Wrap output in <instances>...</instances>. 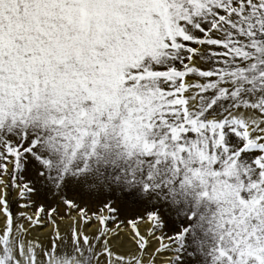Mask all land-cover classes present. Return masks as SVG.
I'll return each instance as SVG.
<instances>
[{
	"label": "snow or ice",
	"instance_id": "snow-or-ice-1",
	"mask_svg": "<svg viewBox=\"0 0 264 264\" xmlns=\"http://www.w3.org/2000/svg\"><path fill=\"white\" fill-rule=\"evenodd\" d=\"M0 216V264H264V0H0Z\"/></svg>",
	"mask_w": 264,
	"mask_h": 264
},
{
	"label": "rangeland",
	"instance_id": "rangeland-1",
	"mask_svg": "<svg viewBox=\"0 0 264 264\" xmlns=\"http://www.w3.org/2000/svg\"><path fill=\"white\" fill-rule=\"evenodd\" d=\"M10 167H11V166H10ZM12 210H13V212H16V211L18 210L17 207H16V205H13ZM61 212H63V208H62V206H61ZM66 221L68 222V218H67V217H65V219H64V222H66ZM61 227H62V225H61ZM90 227H92V228L95 227V222H93V224H92ZM141 227H143V225H141ZM40 230H41V229H40ZM44 230H45V229H44ZM127 231H128V229L125 228V233H127ZM165 231H168V234H171V232H170L169 230L166 229ZM114 243H115V242H114ZM130 245H131V244L128 242V240H127V241L124 240V242H123V246L120 247V250H121V251L126 250L127 248L131 247ZM157 245H158V244L156 243L155 246H157ZM125 246H127V247H125ZM166 258H167V254L161 258L162 262H163V260L166 259ZM160 262H161V261L158 260L157 264H161ZM162 264H163V263H162Z\"/></svg>",
	"mask_w": 264,
	"mask_h": 264
},
{
	"label": "bare ground",
	"instance_id": "bare-ground-1",
	"mask_svg": "<svg viewBox=\"0 0 264 264\" xmlns=\"http://www.w3.org/2000/svg\"><path fill=\"white\" fill-rule=\"evenodd\" d=\"M0 219H2V216H0ZM67 221L66 222H64L63 224H62V228H65L66 226H67ZM144 227V226H143ZM143 227H142V229H143ZM94 228V227H93ZM47 231V229H45V230H40V229H36L35 231H34V233H33V235H38V236H40L41 238H43V234H44V232H46ZM124 240H126L127 241V238H126V236H125V238H124ZM157 242H155V241H153V246L154 247H156L155 246V244H156ZM131 246V245H130ZM158 246V245H157ZM125 247H127V246H125ZM162 258V257H161ZM160 263L162 264L163 262H162V260L160 259Z\"/></svg>",
	"mask_w": 264,
	"mask_h": 264
}]
</instances>
